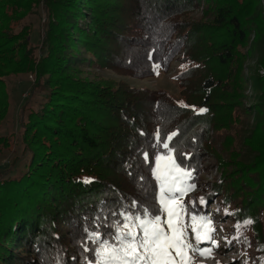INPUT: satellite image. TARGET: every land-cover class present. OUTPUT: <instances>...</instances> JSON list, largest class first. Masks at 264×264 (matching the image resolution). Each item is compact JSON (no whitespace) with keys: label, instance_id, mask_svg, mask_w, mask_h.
Listing matches in <instances>:
<instances>
[{"label":"trees","instance_id":"trees-1","mask_svg":"<svg viewBox=\"0 0 264 264\" xmlns=\"http://www.w3.org/2000/svg\"><path fill=\"white\" fill-rule=\"evenodd\" d=\"M263 2L0 0V128L11 108L8 79L32 76L43 98L23 109L22 175L0 179V264H85L86 255L94 259L80 247L85 228L107 234L121 212H155L150 168L164 151L154 147L157 129L162 139L178 133L171 144L188 154L177 159L195 170L196 188L203 173L216 174L204 186L205 205L190 192L191 211L214 203L232 213V236L251 218L243 235L264 257V76L248 72L252 60L264 69ZM41 9L38 47L27 21ZM175 62L186 66L178 95L98 74L144 80L156 76L154 64L168 73ZM17 140L0 136V152Z\"/></svg>","mask_w":264,"mask_h":264},{"label":"snow or ice","instance_id":"snow-or-ice-1","mask_svg":"<svg viewBox=\"0 0 264 264\" xmlns=\"http://www.w3.org/2000/svg\"><path fill=\"white\" fill-rule=\"evenodd\" d=\"M160 67L159 63L153 65L157 75ZM178 103L181 107L191 108L197 114L208 111L205 107L196 109L194 105H187L182 101ZM177 135V132H172L162 139L159 129L155 133L154 147L164 149L154 155V164L150 168L156 182L154 200L158 207L155 212L150 211L148 207H142V211L135 215L121 212L119 216L122 220L118 219L108 225L112 231L107 234L99 231V225L95 229L85 228L86 235L80 241V247L83 253H91L94 257L89 259L86 255L85 264H194L195 255L205 259L211 258L214 250L219 248V242L214 239L216 229L209 216L193 212L190 217L191 225L185 223L187 208L183 200L196 188L195 170L178 162V155L188 154L179 153L176 146L171 144ZM143 157L145 163L149 162L148 152H144ZM143 179L141 177V180ZM82 182L88 184L92 179L86 177ZM191 203L195 208L196 202ZM199 203L205 205L207 201L200 197ZM135 205L136 202H133L134 207ZM225 214L232 213L226 210ZM253 223L251 218L238 222L235 225V235L232 239L225 237V243H247L243 232ZM189 228L192 239H189ZM261 264H264V257L261 258Z\"/></svg>","mask_w":264,"mask_h":264},{"label":"rangeland","instance_id":"rangeland-1","mask_svg":"<svg viewBox=\"0 0 264 264\" xmlns=\"http://www.w3.org/2000/svg\"><path fill=\"white\" fill-rule=\"evenodd\" d=\"M264 3V2H263ZM27 23H31L34 27L32 35V41L34 45L40 46L42 43V37L46 25V13L43 9ZM261 52L258 51L255 54L256 58H259ZM181 62H175L172 64L168 73H164L162 69H159V74L153 78L148 79H136L130 76H121L110 70H99L98 74L104 79H108L114 82H124L132 87L145 88L154 91L167 90L174 95H178L180 92L179 82L176 78L177 74L183 70ZM184 66V65H183ZM248 72L254 79L256 76H264V69L259 66L256 60L248 62ZM34 78L30 77H13L7 80L11 98V108L9 116L0 128V136H10L12 134L18 135L17 145L11 151L0 152V179L13 177L18 178L22 175L26 163L29 160V155L24 153L23 146L20 145V122L26 117V113L23 112L24 108L37 109L42 101V95L39 90L33 89ZM28 113V112H27ZM17 159V160H16ZM16 160V161H15ZM15 162V163H14ZM211 162V161H210ZM215 173H203L200 176L198 187L195 191H191L193 194L204 196V186L208 182H212L215 179ZM192 194V195H193ZM190 192L184 197L183 203L187 208L185 214V223L191 225V211L189 205ZM206 213L200 215H207L213 221V226L216 229L214 233V239L219 242V248L215 249L211 258H202L198 255L194 256V264H261V259L255 249V245L251 241V233L245 232L243 237L247 238V245L243 242L232 243L228 245L225 243V237L232 239V227L234 221L229 215H226L224 211L216 208L214 203L208 205V209H205ZM189 231V239H192L191 228ZM242 237V240H243ZM206 247V245H201ZM263 255V254H260Z\"/></svg>","mask_w":264,"mask_h":264}]
</instances>
